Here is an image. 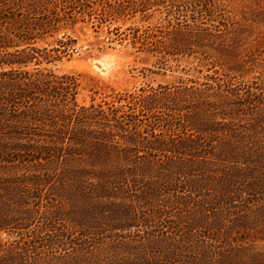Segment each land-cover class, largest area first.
I'll return each instance as SVG.
<instances>
[{
	"label": "rangeland",
	"instance_id": "obj_1",
	"mask_svg": "<svg viewBox=\"0 0 264 264\" xmlns=\"http://www.w3.org/2000/svg\"><path fill=\"white\" fill-rule=\"evenodd\" d=\"M0 264H264V0H0Z\"/></svg>",
	"mask_w": 264,
	"mask_h": 264
},
{
	"label": "trees",
	"instance_id": "obj_2",
	"mask_svg": "<svg viewBox=\"0 0 264 264\" xmlns=\"http://www.w3.org/2000/svg\"><path fill=\"white\" fill-rule=\"evenodd\" d=\"M179 36H184V37H186L185 39H187L188 37H190L191 36V34H188L187 33V35H182V34H180ZM195 36V38H196V35H194ZM198 36V35H197ZM194 43H196L195 41L193 42V44ZM193 44H187L186 46H185V48H186V51H184V52H181L180 54H184V53H188L189 54V52L190 51H192L193 49H192V46L191 45H193ZM189 46H191V48H189ZM152 51H154V52H156V53H161V51L159 50V49H151ZM15 63H18V64H23V62H21V61H14L13 63H10V64H15ZM133 148H131V150H132ZM130 150V149H129ZM105 151H108L107 149L105 150ZM106 153V152H105ZM109 156H112V155H107V157H109Z\"/></svg>",
	"mask_w": 264,
	"mask_h": 264
}]
</instances>
